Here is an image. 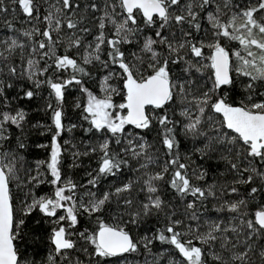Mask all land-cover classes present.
<instances>
[{
  "label": "snow or ice",
  "instance_id": "6c2138e0",
  "mask_svg": "<svg viewBox=\"0 0 264 264\" xmlns=\"http://www.w3.org/2000/svg\"><path fill=\"white\" fill-rule=\"evenodd\" d=\"M21 79L50 88L55 133L33 166L26 112L0 109V264H22L17 241L36 213L51 225L42 264L127 255L129 264H264V0H0L5 108ZM73 84L86 97L84 132L100 134L84 151L72 145L70 167L98 153L80 184L62 172L70 141H59L77 127L64 124ZM104 178L117 182L102 189ZM45 184L51 194H40ZM161 216L163 226L133 234Z\"/></svg>",
  "mask_w": 264,
  "mask_h": 264
},
{
  "label": "trees",
  "instance_id": "16d2710c",
  "mask_svg": "<svg viewBox=\"0 0 264 264\" xmlns=\"http://www.w3.org/2000/svg\"><path fill=\"white\" fill-rule=\"evenodd\" d=\"M19 12L17 11V15ZM23 20V17H20ZM19 27V25H17ZM233 49L238 47L237 42H228ZM234 74V73H233ZM48 75H53L49 73ZM69 73H63L61 78H68ZM98 74L94 71L93 76L96 77ZM235 75V74H234ZM86 79V85L92 91L99 94L98 82L95 80ZM240 77H237V80H240ZM13 83V88L6 90V96L8 97V105L5 108L0 102V109L2 110H12V109H23L27 114V119L24 124L23 136L28 147L25 150L26 159L31 165H35L37 160H47L50 153V145L52 136L55 133L54 126L51 123L52 112L47 108L48 103H52L53 107L56 106V101L53 96L50 95V88L47 84H42L39 89H35L31 82L27 80H15L10 81ZM33 88L36 94L33 98H21L23 97V91L28 88ZM264 91V89H261ZM227 91V90H225ZM230 100H235L239 102L243 98V86L238 85L234 92L229 93ZM116 102H121L120 97H116ZM86 97L81 93L79 86L73 84L70 85L65 92V100L63 104V110L65 113L64 124L65 127H69L73 124L77 127L73 128L71 132L64 131L59 137L60 143L63 145L65 140L70 141L69 145H64L66 151L62 157L63 167L62 172L70 177L72 180L78 184L84 183L88 178L86 172L92 171L97 167L98 163V153L92 154L90 156H81L77 163L80 164V167H70L73 164L72 152L75 150L72 148V145L76 146V149L84 151V142L96 143L100 139V134L98 133H85L84 128H87L89 125L86 121L81 119L82 109L85 103ZM80 103L81 108H76V104ZM33 125H39L33 127ZM82 125V127H81ZM51 129V130H49ZM10 131L14 136H20L21 132L19 129H16L15 126H12ZM156 133H148V139L150 142L155 143ZM40 144L49 145V147L41 148L38 147ZM183 151V149H182ZM196 160L197 164H202L204 167H208L207 163H204L200 160H197L196 157H193ZM222 170V169H221ZM131 176V174H129ZM211 176V174H210ZM124 179V177H120ZM117 181H113L112 178H104L102 180L101 188L106 189ZM167 188V185H165ZM40 194H51L52 188L50 185H42L40 188ZM165 199H171V190L161 193ZM140 199H143V196H140ZM39 213H36L33 217L28 218L27 227L24 229V232L28 235L23 240L17 241V246L22 253V264H29L31 261H36V264H42V261L47 257L49 251H51V245L48 243V235L51 228L50 223L41 219L40 223L37 224L35 221L39 219ZM87 219V218H85ZM113 222V221H108ZM164 224V219L161 216L149 217L146 219L145 223L139 228L134 229L133 234L137 237L142 236L149 229H156ZM97 225L93 220L91 224L82 223V227L95 228ZM90 250H91V246ZM39 253L37 255L36 253ZM85 259L87 264V258ZM129 264L133 261L132 255H127L126 257H109V258H93V264Z\"/></svg>",
  "mask_w": 264,
  "mask_h": 264
},
{
  "label": "rangeland",
  "instance_id": "374dc122",
  "mask_svg": "<svg viewBox=\"0 0 264 264\" xmlns=\"http://www.w3.org/2000/svg\"><path fill=\"white\" fill-rule=\"evenodd\" d=\"M235 74V73H234Z\"/></svg>",
  "mask_w": 264,
  "mask_h": 264
}]
</instances>
